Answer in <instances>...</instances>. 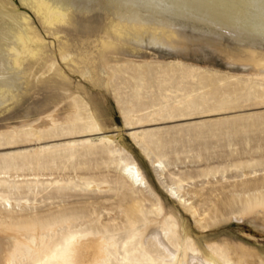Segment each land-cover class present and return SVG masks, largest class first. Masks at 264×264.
<instances>
[{"label":"rangeland","instance_id":"obj_1","mask_svg":"<svg viewBox=\"0 0 264 264\" xmlns=\"http://www.w3.org/2000/svg\"><path fill=\"white\" fill-rule=\"evenodd\" d=\"M100 12H75L71 24L99 26L65 32L68 52L86 76L55 57L70 78L75 104L60 103L51 119L54 126L45 124L42 112L48 107L40 108V102L49 91L40 85L0 111V198L9 200L0 202V229L8 244L16 248V234L39 229L43 250L46 240L58 254L72 234L98 231L107 240L123 237L136 246L127 252L108 248L109 264H154L141 255L149 245L141 243L140 233L147 210L160 207L165 218L174 206L197 238L207 235L218 243L225 238L264 255V70L255 68L264 65V57L226 53V40L218 49L142 44L124 46L122 53L116 44L117 58L103 64L100 39L108 16ZM89 108L101 125L98 130L88 131ZM111 135L122 150H108L102 139ZM139 145L162 167L154 168ZM126 160L138 164L145 187H134L121 175ZM170 187L185 203L170 195ZM134 204L139 215L130 225ZM193 207L207 225H218L198 229L189 213ZM233 215L242 219H230ZM225 247L217 252L224 255ZM20 248L18 264L38 262L37 253Z\"/></svg>","mask_w":264,"mask_h":264},{"label":"bare ground","instance_id":"obj_2","mask_svg":"<svg viewBox=\"0 0 264 264\" xmlns=\"http://www.w3.org/2000/svg\"><path fill=\"white\" fill-rule=\"evenodd\" d=\"M96 9L108 16L100 39L103 64L109 58H117L114 53L119 51L116 44H121L122 53L124 46L135 49L142 44L186 50L192 43L218 49L226 40L229 44L223 48L226 53L243 59H249L252 53L258 59L264 57V0H0V111L17 104L38 85L49 91V96L40 102V108L48 107L42 112L47 114L45 124L54 126L51 119L62 101L69 103V107L74 106L75 100L68 88L70 78L55 57L59 55L70 71L86 76L79 70L76 57L68 52L70 39L65 32L69 27L89 31L99 26L89 21L71 24L75 12L85 14ZM182 26L190 27L191 33L185 32ZM50 37L54 40L49 41L47 38ZM55 41L56 50H53L51 45ZM255 68L264 70V65L256 64ZM93 112L90 109L86 116L88 131L101 128ZM61 118L56 122H63ZM102 141L108 145L109 151L122 150L112 135ZM10 142L7 138L4 143ZM139 147L154 168L162 167V162L150 157L143 145ZM121 175L134 187L146 186L145 176L133 160L124 162ZM169 189L170 195L178 198V203H185L177 190ZM0 202L9 200L1 197ZM137 205L130 209V225L137 223ZM189 213L200 230L218 225L216 222L207 225L205 218L197 215L196 207L189 209ZM161 214L160 207L148 209L149 219L144 220L145 226L140 232L141 243L143 240L149 243L141 255H148L154 264L156 260L161 264H256L258 259L264 264V255L240 243H231L225 238L218 243L207 235L197 238L174 206L168 208L165 218ZM231 218L242 219V216L233 215ZM260 218L264 225V205ZM86 232L72 234L68 247L55 254L46 240L43 250L39 229L16 234V248L8 244L6 232L0 229V264H18L15 252H20V247L39 255L36 264H109L112 253L108 248L121 252L133 246L123 237L107 240L101 232ZM224 245L227 252L222 255L217 248Z\"/></svg>","mask_w":264,"mask_h":264}]
</instances>
